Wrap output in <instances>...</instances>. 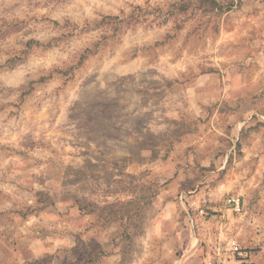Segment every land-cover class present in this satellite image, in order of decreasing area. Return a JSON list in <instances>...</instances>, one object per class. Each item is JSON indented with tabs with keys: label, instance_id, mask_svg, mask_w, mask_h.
<instances>
[{
	"label": "rangeland",
	"instance_id": "1",
	"mask_svg": "<svg viewBox=\"0 0 264 264\" xmlns=\"http://www.w3.org/2000/svg\"><path fill=\"white\" fill-rule=\"evenodd\" d=\"M229 236L264 264V0H0V264Z\"/></svg>",
	"mask_w": 264,
	"mask_h": 264
},
{
	"label": "built area",
	"instance_id": "2",
	"mask_svg": "<svg viewBox=\"0 0 264 264\" xmlns=\"http://www.w3.org/2000/svg\"><path fill=\"white\" fill-rule=\"evenodd\" d=\"M229 202L234 210H241L240 198H231ZM251 251L243 247L235 236H229L224 240L216 242L206 264H254Z\"/></svg>",
	"mask_w": 264,
	"mask_h": 264
}]
</instances>
